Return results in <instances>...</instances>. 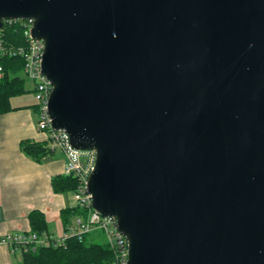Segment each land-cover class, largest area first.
<instances>
[{
    "label": "water",
    "instance_id": "1",
    "mask_svg": "<svg viewBox=\"0 0 264 264\" xmlns=\"http://www.w3.org/2000/svg\"><path fill=\"white\" fill-rule=\"evenodd\" d=\"M13 18L127 264H264V0H0Z\"/></svg>",
    "mask_w": 264,
    "mask_h": 264
},
{
    "label": "built area",
    "instance_id": "2",
    "mask_svg": "<svg viewBox=\"0 0 264 264\" xmlns=\"http://www.w3.org/2000/svg\"><path fill=\"white\" fill-rule=\"evenodd\" d=\"M21 22L24 29V37L27 43L18 46H8L5 43L3 30L8 25ZM33 19L13 18L5 19L0 28V81L5 77V68L2 59L8 56H23L25 59L24 72L35 83V95L38 101L37 114L39 116V129L48 133L51 150L61 149L66 156L64 174L73 175L78 179V187L74 191L76 205L82 212L74 216L67 231L62 235L48 232H19L0 235V243L9 245L12 250L22 253L38 246H57L72 236L80 239L91 231L102 230L108 239V243L115 248L117 264H127L129 259V242L118 226L116 216H104L94 208L92 195L88 192V181L96 162L95 150H82L75 148L70 140V135L63 129L54 128L49 114V98L53 90L50 79L42 72V59L45 49L43 40L32 35Z\"/></svg>",
    "mask_w": 264,
    "mask_h": 264
},
{
    "label": "crops",
    "instance_id": "3",
    "mask_svg": "<svg viewBox=\"0 0 264 264\" xmlns=\"http://www.w3.org/2000/svg\"><path fill=\"white\" fill-rule=\"evenodd\" d=\"M27 114L18 109L0 114V235L31 231L29 213L34 209L45 213L48 225H55L56 232L48 233L62 235L69 225H64L61 211L76 202L55 192L52 179L64 174L66 156L57 148L39 161L23 150L22 141L27 139L50 145L48 133L43 138ZM22 262L21 251L0 243V264Z\"/></svg>",
    "mask_w": 264,
    "mask_h": 264
},
{
    "label": "trees",
    "instance_id": "4",
    "mask_svg": "<svg viewBox=\"0 0 264 264\" xmlns=\"http://www.w3.org/2000/svg\"><path fill=\"white\" fill-rule=\"evenodd\" d=\"M5 43L8 46H18L27 43L24 37V29L21 22L6 26L3 30ZM5 68V77L0 81V114L10 112L16 107L11 103V98L26 91L25 79L20 75L24 69L25 59L23 56H8L2 59ZM37 104L34 105L37 109ZM23 150L31 157L41 161L52 150L47 141H22ZM52 185L55 192L75 191L78 187V179L73 175L59 174L53 177ZM82 210L76 205L64 208L61 211L64 225H70L74 216ZM31 231L42 234L48 232L49 225L45 213L40 209H34L29 213ZM96 232V231H94ZM99 235L90 233L83 239L77 236L69 237L64 244L57 246H38L23 252L21 264H117L115 248L108 242L90 240L88 237ZM96 236H93L96 238Z\"/></svg>",
    "mask_w": 264,
    "mask_h": 264
},
{
    "label": "rangeland",
    "instance_id": "5",
    "mask_svg": "<svg viewBox=\"0 0 264 264\" xmlns=\"http://www.w3.org/2000/svg\"><path fill=\"white\" fill-rule=\"evenodd\" d=\"M20 75L25 79V86H26V91L20 95H16L14 97L11 98V103L13 106H16V107H20V106H23V108H20L18 110H21V111H27V115H28V119L33 123V125H35L38 133H41L43 135V138L44 136L47 134L46 131H42L39 129V116L37 114V111L34 107V105H36L38 103L37 99H36V95H35V91H34V88H35V83L33 80H31L23 71L20 72ZM62 194L64 195V197L66 199H71L72 202L75 201L74 199V191H65V192H62ZM71 202V201H70ZM71 202V203H72ZM76 202V201H75ZM55 225L54 224H51L49 225V229L48 231H55ZM91 233H98L99 235H92L91 237H88V239L90 240V238L92 240H97V241H100V242H108V239H107V236L106 234L102 231V230H97L96 232L94 231H91ZM58 234V233H56ZM90 234V233H89ZM88 234V235H89ZM93 236H96L93 237Z\"/></svg>",
    "mask_w": 264,
    "mask_h": 264
}]
</instances>
